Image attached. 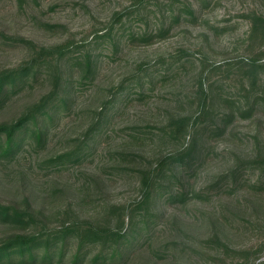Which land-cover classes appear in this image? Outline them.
Listing matches in <instances>:
<instances>
[{"label": "rangeland", "instance_id": "374dc122", "mask_svg": "<svg viewBox=\"0 0 264 264\" xmlns=\"http://www.w3.org/2000/svg\"><path fill=\"white\" fill-rule=\"evenodd\" d=\"M61 52L69 96L41 144L26 135L0 157L2 200L36 194L42 237L75 214L100 231L132 217L121 258L93 261L101 239L75 264H264V0H0V67L50 61L1 115L52 89Z\"/></svg>", "mask_w": 264, "mask_h": 264}, {"label": "trees", "instance_id": "16d2710c", "mask_svg": "<svg viewBox=\"0 0 264 264\" xmlns=\"http://www.w3.org/2000/svg\"><path fill=\"white\" fill-rule=\"evenodd\" d=\"M261 20L259 17L254 19ZM254 30H257L254 23ZM22 40H25L22 38ZM26 42L30 43L29 40ZM44 50V48H43ZM64 53L61 52L57 60L54 61V70L52 74V89L39 97V101L27 106L18 113L11 116L0 114V157H13L21 146L22 141L27 135L33 139L35 143L41 144L46 136L47 124L51 121L53 110L51 107L55 104V97L60 96L62 101H66L69 94V85L64 77V71L67 70L64 62H59ZM89 55H86L83 64L86 71L91 68ZM50 64L47 59H39L36 64L32 61L21 63L14 68L0 67V109L2 103L23 86L29 79L37 78L42 64ZM33 105V106H32ZM250 112V111H248ZM231 114V113H229ZM182 124V123H181ZM87 140L86 136L83 143ZM190 149V146L186 150ZM79 148L75 151L66 152L57 159H67L71 156L80 157ZM177 158H181L179 153H175ZM174 157V156H172ZM264 162V160H263ZM143 197L142 202L147 206L152 204L155 195V184L152 180L141 179L140 186ZM182 196L183 193H180ZM178 194V196H180ZM172 198V194L168 195V199ZM37 201L36 194L31 191L21 194V197L2 200L0 196V264H29L37 260L36 250L42 248L40 260L52 261L55 259L56 264L61 263V258L65 255V248L68 243L74 246V249L64 261V264H75L79 259L81 250L90 244H95L97 240L100 242L99 250L92 256L93 261L104 257L101 253L103 247L107 248L106 257L110 260L118 257L121 258L123 252L130 247L133 237V223L130 215H120L114 218L113 225L99 230V222L96 221L92 226V220L82 219L66 222L62 221L59 229L55 233L51 232L42 237L44 228L35 230L30 223L38 220L43 215V202L39 201V205H35ZM45 223H42L44 225ZM43 231V232H42ZM191 232V231H190ZM103 234L109 236L112 240L111 244L105 246ZM219 231L213 234L219 242ZM108 237V238H109ZM181 244L186 245L183 241ZM55 247V251H50ZM176 248H182L181 246ZM139 264H155V261L146 260L145 263ZM242 264H247L246 262Z\"/></svg>", "mask_w": 264, "mask_h": 264}]
</instances>
